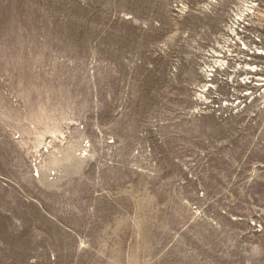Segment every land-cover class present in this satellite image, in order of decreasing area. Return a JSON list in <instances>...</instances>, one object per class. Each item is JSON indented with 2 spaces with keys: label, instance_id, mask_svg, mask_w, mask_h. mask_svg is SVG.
Listing matches in <instances>:
<instances>
[{
  "label": "rangeland",
  "instance_id": "1",
  "mask_svg": "<svg viewBox=\"0 0 264 264\" xmlns=\"http://www.w3.org/2000/svg\"><path fill=\"white\" fill-rule=\"evenodd\" d=\"M0 264H264V0H0Z\"/></svg>",
  "mask_w": 264,
  "mask_h": 264
}]
</instances>
